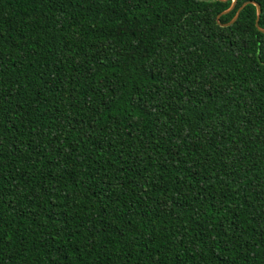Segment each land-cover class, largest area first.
I'll use <instances>...</instances> for the list:
<instances>
[{"label":"trees","instance_id":"obj_1","mask_svg":"<svg viewBox=\"0 0 264 264\" xmlns=\"http://www.w3.org/2000/svg\"><path fill=\"white\" fill-rule=\"evenodd\" d=\"M219 18L229 23L245 2ZM232 0H0V264H264V34Z\"/></svg>","mask_w":264,"mask_h":264},{"label":"water","instance_id":"obj_2","mask_svg":"<svg viewBox=\"0 0 264 264\" xmlns=\"http://www.w3.org/2000/svg\"><path fill=\"white\" fill-rule=\"evenodd\" d=\"M220 2H226L227 0H219ZM236 1L237 0H232V3H231V6L225 10L224 12H222L220 15L217 16V19H216V22L218 25H220L221 27H228L230 25H232L234 22H236V20L238 19L239 17V14L240 12L247 6V5H253L255 8H256V19H255V27L257 28V30L261 33L264 34V29L260 28L259 27V20H260V14H261V8H260V5L254 1H248V2H245L243 3L239 8L238 10L236 11L234 17L232 18V20L227 23V24H220L219 22V18L222 16V15H226L228 14L229 12H231L234 7H235V4H236Z\"/></svg>","mask_w":264,"mask_h":264}]
</instances>
